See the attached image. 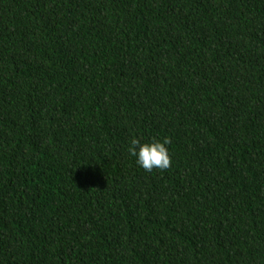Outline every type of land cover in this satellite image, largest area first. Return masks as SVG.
<instances>
[{
	"label": "trees",
	"instance_id": "obj_1",
	"mask_svg": "<svg viewBox=\"0 0 264 264\" xmlns=\"http://www.w3.org/2000/svg\"><path fill=\"white\" fill-rule=\"evenodd\" d=\"M0 264H264V0H0Z\"/></svg>",
	"mask_w": 264,
	"mask_h": 264
},
{
	"label": "clouds",
	"instance_id": "obj_2",
	"mask_svg": "<svg viewBox=\"0 0 264 264\" xmlns=\"http://www.w3.org/2000/svg\"><path fill=\"white\" fill-rule=\"evenodd\" d=\"M170 139H151L141 142L137 138L130 139L127 145V152L134 157L135 164L144 171L151 172L154 168L164 170L170 166L171 160L167 145Z\"/></svg>",
	"mask_w": 264,
	"mask_h": 264
}]
</instances>
